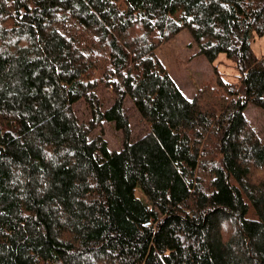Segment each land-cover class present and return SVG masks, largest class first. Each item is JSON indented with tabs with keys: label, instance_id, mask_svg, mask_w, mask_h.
Returning a JSON list of instances; mask_svg holds the SVG:
<instances>
[{
	"label": "trees",
	"instance_id": "trees-1",
	"mask_svg": "<svg viewBox=\"0 0 264 264\" xmlns=\"http://www.w3.org/2000/svg\"><path fill=\"white\" fill-rule=\"evenodd\" d=\"M182 30L238 83L186 97ZM263 35L264 0H0V264H264Z\"/></svg>",
	"mask_w": 264,
	"mask_h": 264
},
{
	"label": "rangeland",
	"instance_id": "rangeland-1",
	"mask_svg": "<svg viewBox=\"0 0 264 264\" xmlns=\"http://www.w3.org/2000/svg\"><path fill=\"white\" fill-rule=\"evenodd\" d=\"M253 53L257 58L264 56V35L253 36L250 40ZM156 56L160 59L169 75L174 78L176 85L188 98L193 97L202 87L209 85L216 87L217 79L229 84H236L239 81V73L233 61L223 53L213 61H208L198 53L196 44L190 38L186 30H182L160 44L155 50ZM84 105H78V115H87L88 111ZM248 125L264 141V109L248 104L244 111ZM134 136L142 131V122L133 118ZM99 133L108 143L110 151L120 149L122 144V133L116 131L111 124L104 123L97 128ZM136 197H141L140 188L135 189Z\"/></svg>",
	"mask_w": 264,
	"mask_h": 264
}]
</instances>
